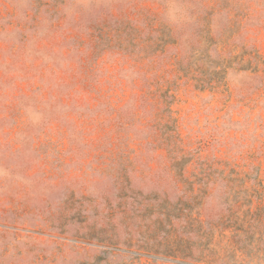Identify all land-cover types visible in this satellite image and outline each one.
I'll use <instances>...</instances> for the list:
<instances>
[{
    "label": "rangeland",
    "instance_id": "obj_1",
    "mask_svg": "<svg viewBox=\"0 0 264 264\" xmlns=\"http://www.w3.org/2000/svg\"><path fill=\"white\" fill-rule=\"evenodd\" d=\"M166 252L264 264V0H0V264Z\"/></svg>",
    "mask_w": 264,
    "mask_h": 264
},
{
    "label": "trees",
    "instance_id": "obj_2",
    "mask_svg": "<svg viewBox=\"0 0 264 264\" xmlns=\"http://www.w3.org/2000/svg\"><path fill=\"white\" fill-rule=\"evenodd\" d=\"M179 201H181V200H179ZM175 254H177V252H166V254H165V256L164 257H162L161 258V256H159L158 254H157V256H153L152 258H153V260L154 259H161V260H168V259H170V260H177V261H183L182 263L183 264H188L186 261H184V260H180V259H175V258H171V257H173V256H175ZM169 255V256H168ZM166 256H168V257H166Z\"/></svg>",
    "mask_w": 264,
    "mask_h": 264
}]
</instances>
